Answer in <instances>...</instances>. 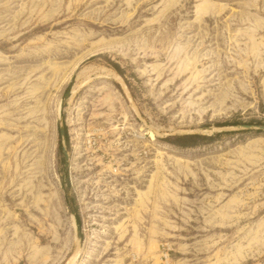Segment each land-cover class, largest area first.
Listing matches in <instances>:
<instances>
[{"label": "rangeland", "instance_id": "1", "mask_svg": "<svg viewBox=\"0 0 264 264\" xmlns=\"http://www.w3.org/2000/svg\"><path fill=\"white\" fill-rule=\"evenodd\" d=\"M0 264H264V0H0Z\"/></svg>", "mask_w": 264, "mask_h": 264}, {"label": "trees", "instance_id": "2", "mask_svg": "<svg viewBox=\"0 0 264 264\" xmlns=\"http://www.w3.org/2000/svg\"><path fill=\"white\" fill-rule=\"evenodd\" d=\"M108 64L113 67L118 73L121 72L119 66L113 62H108ZM216 127H225V126H234L237 124H231V123H216ZM60 134V133H59ZM222 132L215 133L213 135H204V134H183V135H176V136H169L166 138V141L170 144L180 147V148H193L195 146H198L200 144H204V142L211 141L215 138H217L219 135H221ZM61 136V134H60ZM63 136L66 138L67 134L65 131V128H63ZM61 150V146H60ZM76 220L78 225H80V219L78 215L76 214Z\"/></svg>", "mask_w": 264, "mask_h": 264}, {"label": "built area", "instance_id": "3", "mask_svg": "<svg viewBox=\"0 0 264 264\" xmlns=\"http://www.w3.org/2000/svg\"><path fill=\"white\" fill-rule=\"evenodd\" d=\"M91 143L93 144V141L91 139H88V141H87L88 146L91 145ZM116 171H117V169L115 168L114 169V173H116ZM163 255H164V259L166 260L167 259V255H168L167 252L165 254H163Z\"/></svg>", "mask_w": 264, "mask_h": 264}, {"label": "water", "instance_id": "4", "mask_svg": "<svg viewBox=\"0 0 264 264\" xmlns=\"http://www.w3.org/2000/svg\"><path fill=\"white\" fill-rule=\"evenodd\" d=\"M62 132V131H61ZM76 224H77V221H76Z\"/></svg>", "mask_w": 264, "mask_h": 264}]
</instances>
